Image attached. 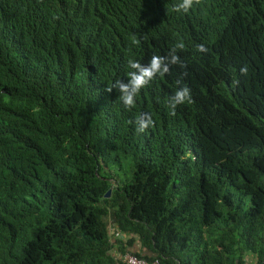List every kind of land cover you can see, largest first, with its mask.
<instances>
[{"label":"trees","instance_id":"16d2710c","mask_svg":"<svg viewBox=\"0 0 264 264\" xmlns=\"http://www.w3.org/2000/svg\"><path fill=\"white\" fill-rule=\"evenodd\" d=\"M180 2L0 0V264H264V0Z\"/></svg>","mask_w":264,"mask_h":264},{"label":"clouds","instance_id":"9594fccd","mask_svg":"<svg viewBox=\"0 0 264 264\" xmlns=\"http://www.w3.org/2000/svg\"><path fill=\"white\" fill-rule=\"evenodd\" d=\"M200 0H181V2L176 5V10L187 12L193 7L194 4H199ZM184 45L177 44L169 52L168 56L153 55L150 62L146 65L141 64L137 61L129 60L128 64L133 71L129 73V79L117 80L114 84L107 89L111 91L113 88L117 89L120 93V100L122 101L125 108H132L136 102V96L142 88L147 86L150 81L154 79L157 75H163L169 71V65L178 64L181 67L185 65L181 62L180 57L175 54L176 49H183ZM197 50L204 52L207 49L203 45H198ZM240 73L242 75L247 74V67H241ZM179 84L180 81H177ZM238 83V81H237ZM191 91L187 86L180 87L173 96L169 98V106L172 109V114H175L174 109L177 105L184 103H191ZM138 130L144 131L148 127H151L154 121L150 114L144 113L137 119Z\"/></svg>","mask_w":264,"mask_h":264},{"label":"built area","instance_id":"2783aa9c","mask_svg":"<svg viewBox=\"0 0 264 264\" xmlns=\"http://www.w3.org/2000/svg\"><path fill=\"white\" fill-rule=\"evenodd\" d=\"M119 238H121L120 235ZM120 261L121 264H163L155 258L146 260L144 258L136 257L134 254L128 251L123 252V254L120 256Z\"/></svg>","mask_w":264,"mask_h":264},{"label":"water","instance_id":"95a60500","mask_svg":"<svg viewBox=\"0 0 264 264\" xmlns=\"http://www.w3.org/2000/svg\"><path fill=\"white\" fill-rule=\"evenodd\" d=\"M108 195H109V189L106 190V192H105V194H104V197H108Z\"/></svg>","mask_w":264,"mask_h":264},{"label":"crops","instance_id":"0c3cea01","mask_svg":"<svg viewBox=\"0 0 264 264\" xmlns=\"http://www.w3.org/2000/svg\"><path fill=\"white\" fill-rule=\"evenodd\" d=\"M135 244H136V243H135ZM135 244H134V245H135ZM135 248H137V247L135 246ZM143 251H144V250H143Z\"/></svg>","mask_w":264,"mask_h":264},{"label":"rangeland","instance_id":"374dc122","mask_svg":"<svg viewBox=\"0 0 264 264\" xmlns=\"http://www.w3.org/2000/svg\"><path fill=\"white\" fill-rule=\"evenodd\" d=\"M121 174V173H120Z\"/></svg>","mask_w":264,"mask_h":264}]
</instances>
